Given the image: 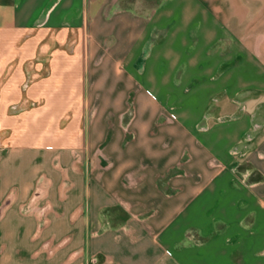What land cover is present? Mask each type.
I'll list each match as a JSON object with an SVG mask.
<instances>
[{
    "label": "crops",
    "instance_id": "obj_1",
    "mask_svg": "<svg viewBox=\"0 0 264 264\" xmlns=\"http://www.w3.org/2000/svg\"><path fill=\"white\" fill-rule=\"evenodd\" d=\"M24 33L46 73L0 146V264H264V0H0V98Z\"/></svg>",
    "mask_w": 264,
    "mask_h": 264
},
{
    "label": "rangeland",
    "instance_id": "obj_2",
    "mask_svg": "<svg viewBox=\"0 0 264 264\" xmlns=\"http://www.w3.org/2000/svg\"><path fill=\"white\" fill-rule=\"evenodd\" d=\"M127 1V0H124ZM130 1V0H129ZM140 1V8L145 6H151L157 3L158 0H139ZM144 5V6H143ZM71 41V37H69ZM17 45L19 46L22 44L23 49L21 50L20 54L17 55H7L8 58V65L11 64L14 65L16 63L15 59L18 57L17 66L15 65V68L18 69L19 73L22 74V82L20 86L17 88V91H12L13 89H8L7 94L3 95V97L0 98V146L9 145L13 141L14 134L18 133V130L16 126L18 127L19 123L23 120V117L25 114H28L29 111L33 108H36L39 104L38 101L33 100L28 95V90L34 82H36V77L39 75H43L46 73V51L38 48H34L35 45L32 44V40L30 39L29 33H24L20 39L16 40ZM67 43V42H66ZM63 45V47L67 48L69 46H72L71 43ZM44 47V46H43ZM38 62V63H36ZM35 63V66H34ZM42 63V64H41ZM37 65V66H36ZM42 65V66H41ZM14 67V66H13ZM34 67V69H33ZM42 73V74H39ZM17 74V71L15 72ZM91 89L88 87V90ZM102 89V88H101ZM87 90V87H86ZM146 92V90H145ZM110 103L106 102H88L87 103V110L88 113L91 111H94V109L97 107L99 110H106L110 108ZM132 109L129 107L127 109V113L131 112ZM67 115L64 113L58 114V119L54 121V126L56 127L55 130V137L57 138L58 135L61 133L63 128H68V125L70 124V127L74 126L75 120H67ZM89 116V115H88ZM85 125L90 127L93 125L94 120L91 119V117L87 118V120H84ZM125 119H123L120 122V127L122 129H127V125L125 123ZM18 124V125H17ZM74 159H78L79 155L78 152L73 151ZM63 182V181H62ZM43 188H46V183L42 184ZM63 184V188H64ZM40 200V199H39ZM37 201L35 203L34 209L39 210L42 205L40 201ZM46 208L48 207L45 206ZM45 211V208L42 207ZM45 212H42L41 216H45ZM38 232V231H37ZM65 245V240L60 239L56 240L54 243L52 242L49 246H44L43 250L48 255H53L59 250H61ZM1 250V246H0ZM82 258V257H81ZM80 250L79 249H73L71 253H67L65 257V261H67L66 264H84V257L80 259ZM78 261V262H77Z\"/></svg>",
    "mask_w": 264,
    "mask_h": 264
},
{
    "label": "built area",
    "instance_id": "obj_3",
    "mask_svg": "<svg viewBox=\"0 0 264 264\" xmlns=\"http://www.w3.org/2000/svg\"><path fill=\"white\" fill-rule=\"evenodd\" d=\"M146 93H147V94H149V92H148V91H146Z\"/></svg>",
    "mask_w": 264,
    "mask_h": 264
}]
</instances>
